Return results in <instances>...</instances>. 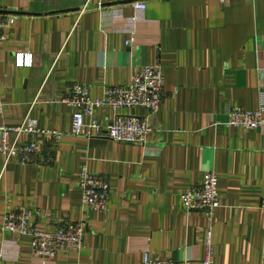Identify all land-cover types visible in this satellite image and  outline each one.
Here are the masks:
<instances>
[{"label":"crops","instance_id":"crops-1","mask_svg":"<svg viewBox=\"0 0 264 264\" xmlns=\"http://www.w3.org/2000/svg\"><path fill=\"white\" fill-rule=\"evenodd\" d=\"M0 7L15 16L0 48V121L19 126L29 115L63 133L40 140L39 158L28 164L5 163L0 153V264H142L146 252L200 264L208 222L201 212L185 215L180 194L208 170L220 201L214 264H264V129L225 123L231 109H256L264 89V0H0ZM16 53L31 54L32 65L17 66ZM152 65L161 68L164 97L144 144L69 134L68 86L85 84L96 99ZM117 113L146 111L105 107L94 117L105 125ZM9 140L22 145L29 136ZM83 165L110 184L104 212L81 203ZM21 207L33 210L37 230L84 220L82 249L34 254L30 237L1 228L5 213Z\"/></svg>","mask_w":264,"mask_h":264},{"label":"built area","instance_id":"built-area-1","mask_svg":"<svg viewBox=\"0 0 264 264\" xmlns=\"http://www.w3.org/2000/svg\"><path fill=\"white\" fill-rule=\"evenodd\" d=\"M134 8L144 9L143 2H134ZM85 4L82 9H85ZM98 8H103L101 1ZM0 7V48L9 36V29L15 21V16L5 12ZM17 66H31L32 56L29 53L14 54ZM163 93L162 72L159 65L144 66L135 71L131 81L126 85L105 86L100 98L90 97L89 87L85 84L73 83L65 90L63 102L71 109V128L69 134L90 138L101 136L116 142L144 144L151 127L148 118L160 109ZM3 102L0 94V116L3 113ZM111 108L114 111L140 108L146 111L143 116L134 114H114L111 121L105 125L95 119L94 114L101 108ZM227 126L246 129H264V89L259 91V104L256 109L234 108L228 112ZM15 138L21 134L29 136V140L18 145L11 142L9 134ZM0 153L5 163L11 158H17L20 164L32 162V157H38L41 146L38 144L44 137L52 136L57 142L63 135L54 129L41 127L38 121L27 115L19 126H7L0 121ZM77 187L81 193L83 206L93 211L104 212L108 209L110 184L108 181L88 171L85 165L80 168ZM182 209L189 216L201 212L208 222L204 231L203 257L200 264H214L213 244L211 240V225L216 209L220 205L218 194V177L215 171H206L201 183L189 186L180 194ZM33 210L21 207L17 211L5 213L2 230L31 239L34 254L43 259L55 257L65 250L78 252L84 245L86 222L63 221L54 230H37L31 222ZM142 264H184L172 259L153 258L144 253Z\"/></svg>","mask_w":264,"mask_h":264}]
</instances>
